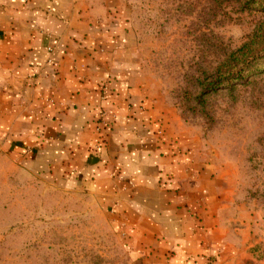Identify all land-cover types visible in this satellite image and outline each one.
I'll use <instances>...</instances> for the list:
<instances>
[{"label":"crops","instance_id":"obj_1","mask_svg":"<svg viewBox=\"0 0 264 264\" xmlns=\"http://www.w3.org/2000/svg\"><path fill=\"white\" fill-rule=\"evenodd\" d=\"M145 77L124 9L0 0V149L94 196L144 264H206L226 245L227 189Z\"/></svg>","mask_w":264,"mask_h":264},{"label":"rangeland","instance_id":"obj_2","mask_svg":"<svg viewBox=\"0 0 264 264\" xmlns=\"http://www.w3.org/2000/svg\"><path fill=\"white\" fill-rule=\"evenodd\" d=\"M124 9L145 84H154L223 177L227 241L206 264H264V71L201 93L225 52L258 41L264 13L236 0H92ZM102 203L57 174L34 173L0 149V264H144Z\"/></svg>","mask_w":264,"mask_h":264},{"label":"trees","instance_id":"obj_3","mask_svg":"<svg viewBox=\"0 0 264 264\" xmlns=\"http://www.w3.org/2000/svg\"><path fill=\"white\" fill-rule=\"evenodd\" d=\"M242 10L264 13V0H236ZM258 41L252 47L246 44L225 52L209 75L198 78L201 93L232 88L235 84H245L253 75L264 71V22L261 25Z\"/></svg>","mask_w":264,"mask_h":264},{"label":"built area","instance_id":"obj_4","mask_svg":"<svg viewBox=\"0 0 264 264\" xmlns=\"http://www.w3.org/2000/svg\"><path fill=\"white\" fill-rule=\"evenodd\" d=\"M48 49L51 50V48H48ZM48 61H50V60H48ZM105 116H106L105 112L103 110H99V112H98V125L96 127V131L98 133H101L102 128L107 124L106 120H105ZM101 139L102 138H100V140ZM102 143H104L103 140H101L100 145H102Z\"/></svg>","mask_w":264,"mask_h":264}]
</instances>
